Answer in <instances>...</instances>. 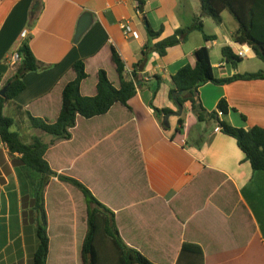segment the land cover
<instances>
[{
	"label": "crops",
	"instance_id": "0c3cea01",
	"mask_svg": "<svg viewBox=\"0 0 264 264\" xmlns=\"http://www.w3.org/2000/svg\"><path fill=\"white\" fill-rule=\"evenodd\" d=\"M35 1L41 3L42 10L32 23ZM200 3L0 0V93L18 69L19 63L12 65L10 56L27 39L38 61L50 67L26 75V90L6 104V116L26 127L27 142L39 137L51 143L52 136L30 128L29 117L57 120L63 90L75 79L76 62L84 60L89 75L82 83V95H97L100 70H106L113 85L119 87L112 48L130 74L148 41L146 22L154 31L163 29L162 37L154 41L157 43L190 26L201 13ZM88 11L94 23L76 43L77 25ZM223 18V25H217L211 34L206 31L209 18L204 19V31L216 36L215 41L207 42L201 33H193L186 43L168 49L165 57L150 55L141 77L147 82L154 76L162 79L156 96L143 87L130 101L133 112L116 105L104 116L77 118L72 139L56 141L46 154L54 171L85 183L98 200L115 212L124 243L155 264H176L185 243L203 248L205 264H264V172H253L237 141L213 123L199 122L194 112L185 115L183 132L176 134L177 126L174 132H165L150 108L153 101L159 109L178 111L169 99L171 77L182 67L195 65V52L203 46L209 49L215 78L254 72L244 71L243 63L237 70L223 60L214 63L212 51L219 48L222 56L226 46L235 55L242 50L243 58L257 59L251 49L235 44L233 35L239 24L232 15L224 12ZM126 21L132 24L128 36L121 28ZM26 30L29 36L23 39ZM263 69L264 65L260 70ZM200 94L209 112L225 99L232 109L228 120L234 127L264 128V81L206 84ZM189 108L187 105L185 111ZM0 179L6 181L0 186V196L6 189L16 194L15 205L10 192L4 201L0 199V264H31L38 245L37 232L34 225L23 221L22 199L31 195L32 185L12 165L7 147L1 143ZM82 197L56 178L46 189L50 239L47 264H84L82 246L88 225Z\"/></svg>",
	"mask_w": 264,
	"mask_h": 264
},
{
	"label": "trees",
	"instance_id": "16d2710c",
	"mask_svg": "<svg viewBox=\"0 0 264 264\" xmlns=\"http://www.w3.org/2000/svg\"><path fill=\"white\" fill-rule=\"evenodd\" d=\"M200 2L201 13L194 17L190 26L176 30L172 36L157 43L154 41L162 37L163 29L154 31L146 22L148 41L143 45L140 59L130 74L127 73L123 59L114 47L112 48V60L117 68L119 87L113 85L106 70H100L97 95L92 97L82 95V83L89 78V75L86 72V62L84 60L76 62L73 66L75 79L63 90L61 112L57 120L50 122L40 117L31 115L29 117L32 130H39L53 137V141L49 144L42 142L39 137L27 142L14 129V119L5 114L6 104L26 90L24 82L26 75L50 68L38 61L30 47V39L19 46L16 51L20 57L18 69L8 83V92L4 97L0 96V143L7 147L12 157V165L17 167L32 185L31 195L22 199L23 221L25 224L34 225L37 232L38 245L31 264H47L49 257V222L45 192L55 178L73 187L84 198L88 225V233L82 246L84 264H155L146 255L124 243L117 226L115 212L98 200L82 181L54 171L46 159V154L56 141L72 139V130L77 125V118L91 120L101 117L108 114L116 105L133 112L130 101L143 87L152 91V97L156 96L163 82L162 79L154 76L147 82L141 77L150 55L157 53L161 58L165 57L168 49L186 43L193 33H201L207 42L215 41L216 36H208L204 31L205 18L213 20L220 26L224 23L223 13H230L239 24L233 35L235 44L241 48L251 49L255 57L264 63V0H200ZM141 6L140 4V9ZM41 10V3L35 1L31 11L32 23L37 21ZM221 53L222 60L230 64L234 70H237L243 62L241 57L233 53L230 46L224 47ZM195 57V65L182 67L171 77L172 88L169 99L177 108L178 105H182L185 109L189 105L199 122L213 123L223 134L236 140L239 149L250 161L253 172H264V128H236L228 120L232 109L225 99L219 101L217 109L213 112L207 111L200 99V89L206 84L224 86L239 81H264V69L257 73L248 72L218 79L214 76V67L207 46L197 50ZM150 108L159 119L162 129L168 132L169 129L164 127L163 120L174 111L169 108L159 109L154 106L153 101L150 103ZM184 124L185 113L178 117L176 134L183 132ZM5 183L4 179H0V186ZM204 262L203 248L195 243H185L176 264H205Z\"/></svg>",
	"mask_w": 264,
	"mask_h": 264
},
{
	"label": "rangeland",
	"instance_id": "374dc122",
	"mask_svg": "<svg viewBox=\"0 0 264 264\" xmlns=\"http://www.w3.org/2000/svg\"><path fill=\"white\" fill-rule=\"evenodd\" d=\"M216 27H218L217 24L213 20L209 19L208 27H207L206 31H208V34H211V32H212L211 30L215 29ZM219 51H220L219 48H216V49H214L212 51V58H213L214 63H220L221 60H222V56H221ZM242 63L244 64L243 65L244 71H254V72L260 71V68H262L263 65H264V63L261 60H257L255 58H253V59L252 58L251 59L250 58H243V62ZM113 80H116V78L114 79V77H113ZM190 112H191L190 108L187 111H185V109H184L183 115H184V113L186 115V114H188ZM176 120H178L176 117L170 118V120H168V123L170 125L169 131L174 132V130H175L176 126H177ZM14 129L17 130L22 135V137L26 140V138L24 137L26 127L23 126L21 122H19V123L17 122L15 124V126H14ZM9 189H11V188H9ZM9 192H10V196H11V201H12L13 205H15L16 204V200H15V195L16 194L12 193V191H10V190L8 191L6 189L5 190V195L2 194V196H0V199L2 198V200L4 201V197L6 195H9ZM79 195L82 197V195L80 193H79ZM82 199H83V197H82ZM75 201L77 202V200H75ZM72 204L75 206L74 201H73ZM50 206H54L51 201H50Z\"/></svg>",
	"mask_w": 264,
	"mask_h": 264
},
{
	"label": "water",
	"instance_id": "95a60500",
	"mask_svg": "<svg viewBox=\"0 0 264 264\" xmlns=\"http://www.w3.org/2000/svg\"><path fill=\"white\" fill-rule=\"evenodd\" d=\"M93 23H94L93 14L89 11L84 13L79 24L77 25V32L75 37L76 43L79 42V40L82 38L85 32L89 29L90 25H92ZM8 88L9 86L5 87L4 90L0 93L1 97H4L6 95V92H8ZM183 112H184V107L182 105H178V111L167 115L163 120L164 127L168 129L170 127L168 120H170L172 116L181 117L183 115Z\"/></svg>",
	"mask_w": 264,
	"mask_h": 264
},
{
	"label": "built area",
	"instance_id": "2783aa9c",
	"mask_svg": "<svg viewBox=\"0 0 264 264\" xmlns=\"http://www.w3.org/2000/svg\"><path fill=\"white\" fill-rule=\"evenodd\" d=\"M131 23L126 21L124 22L122 25H121V28L124 32V34L126 36L130 35L132 33V27H131ZM29 36V31H24L22 33V38L23 39H27ZM237 55L241 58L245 57V54L241 51L237 52ZM10 62L12 65H17L19 62H20V57H19V54L17 52H14L11 56H10ZM220 128H218L219 130Z\"/></svg>",
	"mask_w": 264,
	"mask_h": 264
}]
</instances>
